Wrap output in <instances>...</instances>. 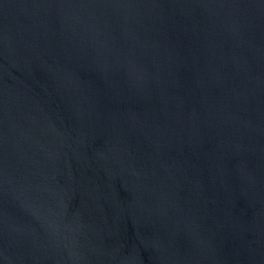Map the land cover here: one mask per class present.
<instances>
[{
  "label": "water",
  "instance_id": "water-1",
  "mask_svg": "<svg viewBox=\"0 0 264 264\" xmlns=\"http://www.w3.org/2000/svg\"><path fill=\"white\" fill-rule=\"evenodd\" d=\"M0 264H264V0H0Z\"/></svg>",
  "mask_w": 264,
  "mask_h": 264
}]
</instances>
